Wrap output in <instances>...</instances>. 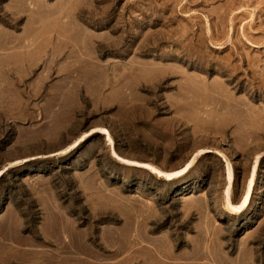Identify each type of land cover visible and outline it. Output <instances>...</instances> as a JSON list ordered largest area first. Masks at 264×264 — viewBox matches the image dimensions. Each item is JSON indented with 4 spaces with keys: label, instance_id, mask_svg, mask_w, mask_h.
Segmentation results:
<instances>
[{
    "label": "rangeland",
    "instance_id": "374dc122",
    "mask_svg": "<svg viewBox=\"0 0 264 264\" xmlns=\"http://www.w3.org/2000/svg\"><path fill=\"white\" fill-rule=\"evenodd\" d=\"M15 5L0 0V264H264V0ZM114 154L196 163L167 182Z\"/></svg>",
    "mask_w": 264,
    "mask_h": 264
},
{
    "label": "bare ground",
    "instance_id": "6f19581e",
    "mask_svg": "<svg viewBox=\"0 0 264 264\" xmlns=\"http://www.w3.org/2000/svg\"><path fill=\"white\" fill-rule=\"evenodd\" d=\"M12 2L13 3H15L16 5H15V7H14V11H13V14L14 15H17V14H19V13H27V11L28 12H33V10H32V8L30 7V4H31V2H32V0H12ZM32 10V11H31ZM35 12H37V11H35ZM30 14H32V13H30ZM17 17V16H16ZM53 34V33H52ZM55 35V34H54ZM56 36H58V35H56ZM55 36V37H56ZM58 37H60V36H58ZM52 38H53V35H52ZM92 39H94V38H92ZM50 40V39H49ZM55 41V40H54ZM53 43V42H52ZM106 43V42H105ZM105 45H107V46H109L108 44H104V46ZM106 46V47H107ZM99 47H103V44L101 43V44H99L98 45V48ZM93 48V47H92ZM98 48H96V50H94V52H93V55L92 56H95L99 51H98ZM71 49V48H70ZM105 50V49H104ZM81 52V51H80ZM73 53H74V57H75V55H77V54H79V49H77V46L76 45H74L73 46ZM91 53H92V51H91ZM80 55H81V53H80ZM80 58V57H79ZM82 58V57H81ZM85 58V57H84ZM83 58V59H84ZM75 72V70H73L72 72H70V74H72V73H74ZM162 77V75L159 77V76H157L156 78H159L158 80H159V82L160 81H162L161 78ZM157 84V83H156ZM180 110H177V115H176V119H175V121H176V123H177V125H185V124H188V122L189 121H192V119H190V120H188L186 117L187 116H182L181 114H180ZM193 122V121H192ZM175 125V124H174ZM173 127V126H172ZM178 127V126H177ZM192 128V127H191ZM103 131V133L105 134V135H107L108 136V138H107V144L109 145V146H112L113 145V140L111 139V136H110V132L108 131V130H102ZM196 133H197V131H196ZM84 141V138H82L81 140H79L74 146H73V148L72 149H76V148H78L80 145H81V143ZM212 151L211 150H206V151H203V152H200V153H202V155L203 154H207V153H211ZM114 157L122 164V165H124V166H127V167H133V168H137V169H143V170H146V171H148V172H150V174H152V175H154V176H156L158 179H163V180H165V181H167V182H171V181H174V180H177V179H179V178H181V177H183V176H185V175H187L188 173H189V171L192 169V166H193V164L194 163H196L195 162V158L192 160V162L191 163H189L186 167H184V168H182L181 170H179V171H176V172H171V173H169V172H163L162 170H160V169H158V168H156V167H154V166H152V165H150V164H146V163H140V162H136V161H130V160H126V159H123V158H121V157H119V156H117L116 154H114ZM259 159H260V156L257 158V160H256V162L254 163V165L252 166V169H251V179H250V183H249V189H248V194H247V196H246V198H245V201L247 202V200H248V198H249V196H250V193L252 192V190H254V187H255V185H256V182H255V179L257 178V174H258V171H259ZM32 159H27V160H25L24 162L26 163V162H29V161H31ZM4 176V172H1L0 173V179L2 178ZM230 187H228V189H227V191L229 192L230 191ZM252 194V193H251ZM68 238V236L67 237H63V235L62 236H60V239H59V241H60V243L62 244V249H64V250H68V247H67V245L65 246V245H63V243H64V240H66ZM123 245H122V248L120 249V248H117V249H115V253L116 254H118V253H120L121 251L122 252H124V250H126V249H128V250H130V248L132 247L133 248V246L135 247V242H134V240H131V239H126V240H124L123 241V243H122ZM65 246V247H64ZM85 249H87V241H81V243H80V245L78 246V251L79 252H81L82 250L84 251ZM127 250V251H128ZM148 251H150L151 252V250H148ZM139 253V252H138ZM138 253H136L135 255H137ZM152 253H154V251L152 252ZM143 254V253H142ZM148 255V254H147ZM151 255V254H150ZM138 256H140V254H138ZM138 256H137V259L135 258V257H131V262H129V263H127V264H149L148 263V261H150L149 259L147 260V259H144L143 261L142 260H139L138 259ZM152 256H153V254H152ZM141 257H143L142 255H141ZM133 258H135L136 259V261H137V263H133ZM130 259V258H129ZM142 259V258H141ZM124 263V262H123ZM152 263V262H151ZM125 264H126V262H125Z\"/></svg>",
    "mask_w": 264,
    "mask_h": 264
}]
</instances>
